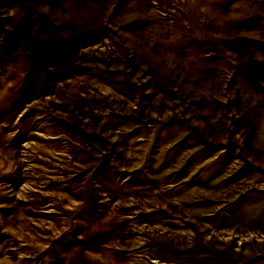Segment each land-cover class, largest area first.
<instances>
[{"label":"rangeland","instance_id":"1","mask_svg":"<svg viewBox=\"0 0 264 264\" xmlns=\"http://www.w3.org/2000/svg\"><path fill=\"white\" fill-rule=\"evenodd\" d=\"M0 264H264V0H0Z\"/></svg>","mask_w":264,"mask_h":264}]
</instances>
